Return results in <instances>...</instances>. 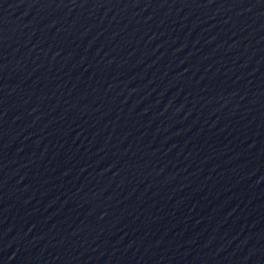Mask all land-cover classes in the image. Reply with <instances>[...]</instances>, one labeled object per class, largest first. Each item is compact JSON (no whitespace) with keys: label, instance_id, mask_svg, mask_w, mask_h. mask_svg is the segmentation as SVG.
I'll return each instance as SVG.
<instances>
[{"label":"water","instance_id":"water-1","mask_svg":"<svg viewBox=\"0 0 264 264\" xmlns=\"http://www.w3.org/2000/svg\"><path fill=\"white\" fill-rule=\"evenodd\" d=\"M0 264H264V0H0Z\"/></svg>","mask_w":264,"mask_h":264}]
</instances>
